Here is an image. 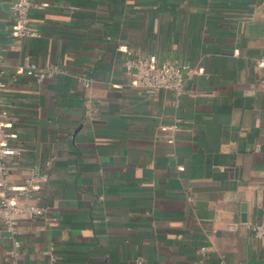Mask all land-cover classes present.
<instances>
[{
  "label": "crops",
  "instance_id": "1",
  "mask_svg": "<svg viewBox=\"0 0 264 264\" xmlns=\"http://www.w3.org/2000/svg\"><path fill=\"white\" fill-rule=\"evenodd\" d=\"M13 1L0 196L50 161L57 220L0 218V264H264V0H38L23 38ZM133 57L189 66L183 94L133 85ZM30 62L62 73L15 79Z\"/></svg>",
  "mask_w": 264,
  "mask_h": 264
},
{
  "label": "built area",
  "instance_id": "2",
  "mask_svg": "<svg viewBox=\"0 0 264 264\" xmlns=\"http://www.w3.org/2000/svg\"><path fill=\"white\" fill-rule=\"evenodd\" d=\"M45 3L38 0H14L10 4L11 13L15 20L13 36L16 38L36 37L37 31L32 26V14L36 9L44 8ZM5 56L0 52V160L6 157L16 156L19 153L17 148L10 145L14 135L9 132L7 125L9 121V109L3 98L6 83L2 80L5 73ZM127 73L132 77V84L141 87L149 96H154L162 90H172L179 96L183 94L188 74L189 66L172 61H159L155 57L142 59L130 58L126 62ZM62 70L58 66L40 67L36 62H30L27 66L20 68L15 79L19 77H31L37 82L57 77ZM4 166V165H3ZM51 162L47 161L43 168L34 167L30 170L24 184L20 187H7L12 195L0 196V218L7 226L8 230L14 235L19 234V223L22 219H44L49 222L57 219L47 212V210L33 202L35 195L48 187L50 183L49 168ZM4 168V167H2ZM251 230L258 239L264 238V224H255ZM16 246L19 242L16 241ZM202 251L206 253L207 248ZM50 264H57V258L52 250L46 252Z\"/></svg>",
  "mask_w": 264,
  "mask_h": 264
}]
</instances>
